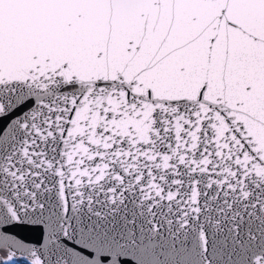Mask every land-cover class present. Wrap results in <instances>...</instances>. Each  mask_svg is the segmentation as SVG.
<instances>
[{
	"label": "snow or ice",
	"instance_id": "obj_1",
	"mask_svg": "<svg viewBox=\"0 0 264 264\" xmlns=\"http://www.w3.org/2000/svg\"><path fill=\"white\" fill-rule=\"evenodd\" d=\"M0 264H264V0H0Z\"/></svg>",
	"mask_w": 264,
	"mask_h": 264
}]
</instances>
